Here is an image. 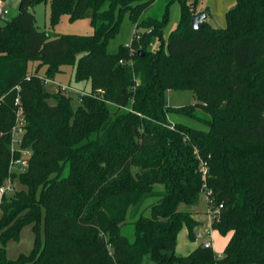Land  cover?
I'll return each instance as SVG.
<instances>
[{
  "label": "trees",
  "instance_id": "16d2710c",
  "mask_svg": "<svg viewBox=\"0 0 264 264\" xmlns=\"http://www.w3.org/2000/svg\"><path fill=\"white\" fill-rule=\"evenodd\" d=\"M153 1L19 0L0 25V188L7 180L24 188L0 198V264H264V0H235L224 28L204 21L200 30L190 23L196 1L179 0L166 39L167 11L141 20ZM40 2L49 3L51 28L62 15L88 16L92 34L38 29L31 8ZM125 13L150 33L109 53ZM153 34L157 50L147 48ZM137 45L143 57L131 53ZM32 62L39 66L29 72ZM62 66L89 85L75 108L44 88ZM176 90L193 93L190 110L166 104ZM18 108L31 156L12 173ZM168 113L206 130L171 124ZM200 194L209 213L219 210L211 229L231 236L220 256L202 243L178 256L179 232L185 227L193 242L197 226L179 207ZM27 225L31 250L9 260L6 244Z\"/></svg>",
  "mask_w": 264,
  "mask_h": 264
},
{
  "label": "rangeland",
  "instance_id": "374dc122",
  "mask_svg": "<svg viewBox=\"0 0 264 264\" xmlns=\"http://www.w3.org/2000/svg\"><path fill=\"white\" fill-rule=\"evenodd\" d=\"M193 1H196L195 7H197L199 11L197 12L196 10H194V14L207 11V17L204 20L206 23L216 29L225 27V12L230 9L232 4H234V0H185L187 4H190ZM17 4L18 0H9L7 2V5L5 7L9 12L7 19L12 17L16 13ZM31 11L35 16V25L38 27V29L50 32V34H70L86 36L91 35L93 32L90 22L91 20L88 16L82 20L69 22L68 16L62 15L58 23L53 28H51L48 19V2H40L38 4H35L31 8ZM166 11L168 12V22L163 29V37L165 39L167 38L168 34L176 28L179 21V0H154L151 7L141 15V20H145L149 17L161 20ZM150 30V28L136 29V24L129 19V15L127 13L123 14L120 19L119 29L116 35L108 42L107 52L115 53L120 45H131L133 41V35L134 39L137 40L142 33H150ZM160 44V38L156 34H153L147 42V48L149 50H157L160 47ZM131 50V53L133 54L137 53L138 50L144 51L143 47H141L140 45L132 47ZM38 66L39 62L30 63L29 72L34 71L36 68H38ZM45 70L46 66H41L38 69V72L39 74L43 75L45 73ZM60 70L61 72L55 76L53 81L47 80L43 82L45 91L51 95L55 94L57 91L64 92L71 98L72 106L73 108H75L79 103V96L82 94V92H87L89 90V85L83 82L74 81V67L62 66L60 67ZM165 101L166 104L170 107L187 106L186 110H190L191 107L189 105H194L195 103L193 93L189 90H176L166 92ZM48 102L50 104H54V100L52 98H50ZM198 114L199 116H202V114ZM167 119L171 124L180 123L191 128L206 130V127L201 122L184 115L168 113ZM10 185L11 190L7 192L8 195L12 194L15 191L24 189L16 181L11 183ZM206 204L207 203L205 202L204 195L200 194L194 205L189 207L181 205L179 209L183 211L193 212L198 218L204 219L203 225L200 226V229L203 231L205 230V223L207 220L205 214L207 210ZM210 233L214 236V252L217 253L219 251H223L224 236L220 235L219 233H212V231H210ZM183 234H180V237H178V247H176L174 251L176 255H186L188 253L186 250L188 249L187 247H190V242L186 237H184ZM41 236H43L42 229ZM34 239L35 236L31 225L24 226L20 231L19 239L17 241H9L6 244L5 250L7 258L9 260H15L18 255L28 253L33 246Z\"/></svg>",
  "mask_w": 264,
  "mask_h": 264
},
{
  "label": "built area",
  "instance_id": "2783aa9c",
  "mask_svg": "<svg viewBox=\"0 0 264 264\" xmlns=\"http://www.w3.org/2000/svg\"><path fill=\"white\" fill-rule=\"evenodd\" d=\"M5 4L7 5V1H5ZM5 7L4 6L0 7V20L2 21L6 20L9 14L8 9H6ZM15 105L19 106L18 99H16ZM24 132H25V120L23 118L21 108H18L15 114L14 124L10 130V152L13 158L10 161L9 170L12 173H21L25 171L28 165V160L31 156V151L29 149L22 148ZM17 154H18V157L16 156ZM4 184L6 185H3L0 188L1 195L11 190V187H10L11 181L7 180ZM206 200H207V197H206ZM208 215H209L210 224L212 220L213 221L219 220V210L218 209H216L215 211L211 213H209L208 211ZM196 238L203 239V242H202L203 247L205 248L212 247L210 233L203 234L202 232H197Z\"/></svg>",
  "mask_w": 264,
  "mask_h": 264
},
{
  "label": "crops",
  "instance_id": "0c3cea01",
  "mask_svg": "<svg viewBox=\"0 0 264 264\" xmlns=\"http://www.w3.org/2000/svg\"><path fill=\"white\" fill-rule=\"evenodd\" d=\"M9 0H7V2H8ZM194 2V1H193ZM235 0H234V4H232L231 5V7H230V9L231 8H233L234 6H235ZM2 6H6V4H5V2H1L0 1V7H2ZM16 9H17V6H16ZM230 9H228V10H230ZM195 10L197 11V12H199L198 11V9H197V7H195ZM227 10V11H228ZM226 11V12H227ZM205 13H206V17H207V11H204ZM226 12H225V14H226ZM34 15V14H33ZM34 18H35V16H34ZM48 19H49V13H48ZM206 19V18H205ZM2 20H0V25L2 24ZM45 31V30H44ZM47 32V31H46ZM48 33H50V32H48ZM169 92V91H168ZM204 199H205V202L207 203V200H206V197H205V195H204ZM207 205V204H206ZM187 207H189V206H187ZM187 212H189L190 214H191V217H192V219L197 223V226L194 228V235H195V240L193 241V242H191L190 240H189V238H188V231H187V229L185 228V227H183L182 229H181V231L179 232V234H178V236H177V244H176V247H178V237H180L179 235L180 234H183L184 235V237H186L187 239H188V241L190 242V247H187L188 249L186 250L188 253L186 254V255H188L191 251H193L200 243H202L203 241H202V239H197L196 238V233L197 232H202L203 234H206V233H210V231H212V233H215V234H217L218 232L217 231H213L212 229H211V226H210V220H209V215H208V207H207V210H206V212H205V214H206V227H205V230H201L200 229V226L201 225H203V222H204V219H200V218H198L196 215H195V213H193V212H190V211H187ZM210 235H211V242H212V250H213V240H214V236L210 233ZM230 236H231V234L229 233V234H227L226 236H224L223 238H224V247H225V245L227 244V242H228V240H229V238H230ZM224 250V249H223ZM213 252H214V250H213ZM222 252L223 251H219V252H214L217 256H220L221 254H222ZM186 255H178V256H186Z\"/></svg>",
  "mask_w": 264,
  "mask_h": 264
},
{
  "label": "water",
  "instance_id": "95a60500",
  "mask_svg": "<svg viewBox=\"0 0 264 264\" xmlns=\"http://www.w3.org/2000/svg\"><path fill=\"white\" fill-rule=\"evenodd\" d=\"M206 18V13L205 12H200L198 14H194L191 17V26L193 27L194 30H200L203 26V22ZM137 56L138 57H143L144 56V52L142 51H138L137 52Z\"/></svg>",
  "mask_w": 264,
  "mask_h": 264
}]
</instances>
